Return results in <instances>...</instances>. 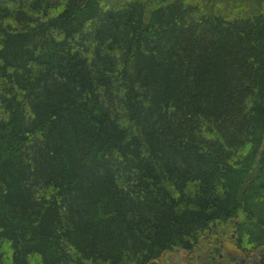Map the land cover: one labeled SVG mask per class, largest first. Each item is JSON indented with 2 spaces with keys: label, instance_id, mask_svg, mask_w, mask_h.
I'll list each match as a JSON object with an SVG mask.
<instances>
[{
  "label": "trees",
  "instance_id": "trees-1",
  "mask_svg": "<svg viewBox=\"0 0 264 264\" xmlns=\"http://www.w3.org/2000/svg\"><path fill=\"white\" fill-rule=\"evenodd\" d=\"M177 251L264 253V0H0V264Z\"/></svg>",
  "mask_w": 264,
  "mask_h": 264
},
{
  "label": "rangeland",
  "instance_id": "rangeland-1",
  "mask_svg": "<svg viewBox=\"0 0 264 264\" xmlns=\"http://www.w3.org/2000/svg\"><path fill=\"white\" fill-rule=\"evenodd\" d=\"M222 258H217V260H211L205 254L201 253L193 258L186 256L184 254H179L174 258H166L164 264H222ZM247 264H263L259 256H254L252 259L246 261ZM226 263V261H225Z\"/></svg>",
  "mask_w": 264,
  "mask_h": 264
},
{
  "label": "bare ground",
  "instance_id": "bare-ground-1",
  "mask_svg": "<svg viewBox=\"0 0 264 264\" xmlns=\"http://www.w3.org/2000/svg\"><path fill=\"white\" fill-rule=\"evenodd\" d=\"M179 254H184V255H186V256H190L191 258H193L194 256H196V255H198L197 253L196 254H193V255H190L189 253H187V252H184V251H177V252H175L173 255H179ZM259 256V258H260V260H261V262L264 264V253H257V254H255V256ZM218 258H222V256L221 255H218ZM247 260H250V259H243V258H240V259H238L236 262H232V261H227V263H225V264H247Z\"/></svg>",
  "mask_w": 264,
  "mask_h": 264
}]
</instances>
